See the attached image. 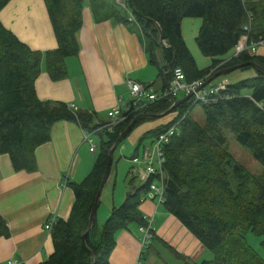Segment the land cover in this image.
Returning a JSON list of instances; mask_svg holds the SVG:
<instances>
[{"label": "trees", "instance_id": "1", "mask_svg": "<svg viewBox=\"0 0 264 264\" xmlns=\"http://www.w3.org/2000/svg\"><path fill=\"white\" fill-rule=\"evenodd\" d=\"M10 1L0 0V13ZM45 3L57 38L55 49L33 50L0 19V154L10 156L16 171L37 170L36 149L51 139V129L57 121L74 120L86 130L97 126H91V114L74 111L65 102L44 101L37 96L35 81L42 69L53 80L66 78V59L79 54L78 33L83 26L85 0ZM92 4L98 20L109 15L119 22L132 20L139 25L149 62L157 68L165 87L176 66L184 70L189 82L208 80L216 72L241 63L255 62L261 67H243H254L256 75L229 82L207 104L192 99L181 103L170 113H175L170 122L147 132L143 139L155 138L180 121L179 134L165 144L162 204L212 253L211 259L189 264H264L246 240L249 232L264 234V55L247 50L232 57L235 45L247 32L245 25L251 24L250 39L264 36V0H126L131 11L127 15L109 0H93ZM188 17L203 21L196 42L201 53L213 59L207 68L198 67L183 38L181 24ZM227 54L230 58H226ZM195 104L203 106L204 125L190 116ZM171 106L168 99H163L143 113L161 114ZM139 114L142 113H126V119L113 131L99 132L103 139L95 165L82 181L70 184L75 195L72 211L67 219H59L54 225V252L41 264H111L117 233L134 223L147 224L140 206L157 176L135 185L136 176L130 172L134 187L123 203L112 208L100 228L96 218L85 237L94 255L83 245L109 151ZM152 119L139 118L132 130ZM227 131L252 152L263 167L261 173L249 171L227 149ZM231 178L237 182L235 187ZM8 235L6 220L0 215V236Z\"/></svg>", "mask_w": 264, "mask_h": 264}, {"label": "crops", "instance_id": "2", "mask_svg": "<svg viewBox=\"0 0 264 264\" xmlns=\"http://www.w3.org/2000/svg\"><path fill=\"white\" fill-rule=\"evenodd\" d=\"M92 2L85 0L83 26L78 33L81 50L78 55L66 59L67 77L53 80L43 68L36 78L35 88L41 100L74 104L77 111L91 114V126L94 127L111 121L108 116L111 109L125 108L129 104V80L141 82L156 92L162 91L165 83L157 68L149 62L139 25L132 20L119 22L109 15L98 20ZM0 19L33 50L46 51L58 45L45 0H11L1 11ZM202 22L199 17L184 18L181 31L198 67L204 69L211 66L213 59L209 57V65L202 63L205 62L202 59V65L198 63L201 53L196 37ZM256 51L254 54L264 55V47ZM230 56L227 54L226 58ZM172 119L173 116L149 120L132 130L128 137L135 146L133 164L141 166L136 160H141L147 147H137V144H143L146 133ZM88 142L79 122L60 120L52 126L51 139L36 149V171H16L10 156L0 154V215L9 228L8 236H0V264H41L54 252L52 234L45 229V223L53 213L60 219L70 216L75 201L70 184L82 181L92 171L95 159L88 153L100 148L92 137L90 145ZM92 143L96 146L94 151L91 150ZM134 156L137 158L133 159ZM111 175L112 172L108 181ZM133 187L123 182L119 189L113 188L112 194L111 188L105 193L104 220L113 207L123 203ZM140 210L153 220L156 237L151 247L143 250L144 236L140 226L131 224L117 233L116 245L110 255L111 264H136L139 261L140 264H171L163 262L162 253L168 258L172 256L176 264L211 259L212 253L158 199H145ZM153 249H157V253L151 254ZM144 253H149L145 259Z\"/></svg>", "mask_w": 264, "mask_h": 264}, {"label": "built area", "instance_id": "3", "mask_svg": "<svg viewBox=\"0 0 264 264\" xmlns=\"http://www.w3.org/2000/svg\"><path fill=\"white\" fill-rule=\"evenodd\" d=\"M250 21L252 16L250 15ZM244 30L247 31L240 38L235 45L234 53L232 57H237L243 51L255 52L260 46H264V36H260L257 40H252L249 37L248 32L251 30V24L244 26ZM229 81L225 78H217L214 81L207 84L205 78H199L191 82L187 81L186 74L180 66H176L172 70V78L167 87L162 91L156 92L149 88V86L142 84L138 81L129 80V93L130 101L125 108L115 107L108 112V116L111 118L110 122L97 125L92 130L85 129V141L91 142V136L95 133H99L104 129L113 131L115 126L126 119V113H143L148 110L151 105L157 101L168 99L172 104L180 97L191 95V99L195 103L207 104L214 99V94L220 90L227 88ZM69 107L77 111V107L72 104ZM179 123L172 125L165 131L157 135L153 140V148L145 149L141 160H136V163L141 164V168L134 167L132 171L133 175L138 176L142 181L148 180L151 176H157L150 184V189L147 194L149 199H158L159 203L163 202V195L165 191L164 184V162H165V144L169 143L175 136L179 134ZM96 146L92 143L91 150L94 151ZM159 181V184L156 183ZM147 221L146 225L140 226V231L143 233V250H146L151 246L154 230L152 228L153 220L145 216ZM59 217L56 213L49 216L45 223V229L51 233L54 225L59 221ZM13 264L14 262H10ZM136 264H140V261Z\"/></svg>", "mask_w": 264, "mask_h": 264}, {"label": "rangeland", "instance_id": "4", "mask_svg": "<svg viewBox=\"0 0 264 264\" xmlns=\"http://www.w3.org/2000/svg\"><path fill=\"white\" fill-rule=\"evenodd\" d=\"M88 1L89 0H86V3H88ZM105 1H108V0H105ZM109 1L115 3V5L119 6V8H121V12L123 14H126V15L131 14L130 9H128L126 7V0H109ZM260 47H264V46H260ZM199 52L201 53L200 49H199ZM255 52H257V51H255ZM252 53L254 54V52H252ZM200 59L205 61L202 63H206V65L210 64V58L204 56L202 53H201V56L198 57V63L199 64L201 63ZM200 65H202V64H200ZM255 75H256V69L254 67H247V68H240V69L231 71L229 73H226V74L220 76L219 78H225L230 83H236L240 80L247 79V78L253 77ZM180 98H182V97H180ZM174 115H175V113L169 114L166 117L161 118V119H166V118H169V117L174 116ZM190 116L192 118H194L201 125L205 124L206 117H205L203 106L201 104H195V106L190 111ZM155 120H157V119H152V121H155ZM226 133H227V137H228L227 149L249 171H251L252 173H255V174L261 173L263 170V167L255 160L252 152L249 149H247L246 147H244L242 144H240L233 137V133H231L229 131H227ZM91 137H92V139L95 140L96 143H98L100 145L101 136L99 134H93ZM153 140H154V137L146 138V139H144L142 145H144L145 147L152 150ZM87 144L90 145V142H88ZM134 149H135V146H134V144H132L130 137H127L125 140H123V142L115 150L114 161H113V171H112L111 179L105 184V186L103 188V192H102L103 194L101 197V208L100 209L98 208V211H97V220H98L97 222L99 224L98 228H100V226H102L103 223L105 222V220L107 219V218H105V220H104V217H102V209H103V205L105 202V199H104L105 193L109 192V190L111 188V194H112L114 191L113 188L116 186V188L119 189V187L121 186V184H123V182L127 186H130L131 185L130 184L131 176L128 174L130 169L134 165L136 167L140 168V166H138L137 164H133V162H132V155H133ZM99 152H100V148L97 147V149L95 150L94 153L89 152L88 154H91L94 157L95 162H96ZM156 183L159 184V181H156ZM231 183H232V186L235 187L237 182L235 179L231 178ZM134 184L135 185L142 184V181L140 180V178L138 176L135 177ZM246 240H247V243L264 259V234L259 235V234H255L253 232H249L246 235ZM156 250L153 249L150 253L151 254H153L154 252L157 253ZM147 255H149V253H144L143 259H145L147 257ZM162 258H163V262L165 260V261L170 262L171 264H176L175 263L176 260L172 256H169V258H168V256L166 254L162 253Z\"/></svg>", "mask_w": 264, "mask_h": 264}, {"label": "water", "instance_id": "5", "mask_svg": "<svg viewBox=\"0 0 264 264\" xmlns=\"http://www.w3.org/2000/svg\"><path fill=\"white\" fill-rule=\"evenodd\" d=\"M247 65H254L257 68L261 69V67L255 63V62H248V63H241V64H237L225 69H222L218 72H216L213 76H211L208 80H207V84L212 82L213 80L217 79L218 77L229 73L231 71L243 68ZM165 67V65L163 66ZM191 95H187L185 97H183L182 99L176 101L167 111L161 113V114H150V113H142L139 114L128 126L127 128L120 134L119 138L117 139V141L115 142L114 146L110 149L109 151V161L106 167V171L104 173V176L102 178V181L99 185V189L95 198V202L93 204L92 210H91V214H90V219H89V225H88V229L85 232V234L83 235V245L84 247L88 250L89 253H91L92 255H94V253L87 247L86 242H85V237L86 235L89 234V231L93 228V226L95 225L96 222V218H97V211H98V207H99V202H100V197L103 191V188L106 184V182L108 181L109 177H110V173L112 170V165H113V161H114V152L115 150L118 148V146L123 142V140L126 138L127 134L132 130V128L134 127V125L136 124V122L138 121L139 118L141 117H150L153 119H159V118H163L167 115H169L173 110H175L181 103H184L186 101H188L190 99Z\"/></svg>", "mask_w": 264, "mask_h": 264}, {"label": "bare ground", "instance_id": "6", "mask_svg": "<svg viewBox=\"0 0 264 264\" xmlns=\"http://www.w3.org/2000/svg\"><path fill=\"white\" fill-rule=\"evenodd\" d=\"M213 81H214V80H213ZM184 97H185V96H184ZM182 98H183V97H182ZM182 98H178L176 101H178V100H180V99H182ZM190 99H191V97H190ZM190 99H189V100H190ZM176 101H175V102H176ZM175 102H174V103H175ZM174 103H173V104H174ZM173 104H172V105H173Z\"/></svg>", "mask_w": 264, "mask_h": 264}]
</instances>
